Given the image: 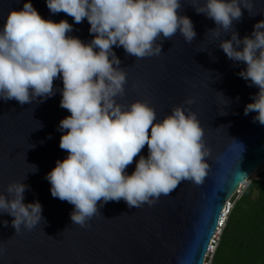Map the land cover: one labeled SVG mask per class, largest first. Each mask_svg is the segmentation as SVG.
Listing matches in <instances>:
<instances>
[{
    "label": "clouds",
    "instance_id": "obj_1",
    "mask_svg": "<svg viewBox=\"0 0 264 264\" xmlns=\"http://www.w3.org/2000/svg\"><path fill=\"white\" fill-rule=\"evenodd\" d=\"M191 5L217 25L206 33L215 38L221 31L231 33L219 47L230 60L246 64L238 75L259 91L244 115L255 112L253 122L264 125V20L243 39L233 30V21L243 17L241 8L252 13V0H194ZM46 6L52 14L71 16L76 24L87 19L93 39L84 43L67 35L73 31L67 20L43 18L31 0L20 10L11 9L0 29V99L21 106L43 102L55 94L54 80L62 79L60 106L70 115L59 122L58 131L63 133L59 147L68 155L56 161L45 179L54 198L74 206L71 225L88 226L94 216L103 215L100 208L108 202L124 200L130 210L151 206L181 181L202 183L210 150L189 107L174 106L157 122L148 102L137 100L125 107L116 100L125 95L127 73L119 67L113 46L142 59L159 56L163 40H171L177 32L189 44L196 38L191 19L178 13L181 0H46ZM194 102L188 98L185 105ZM41 127L39 122L37 129ZM145 145L147 157L139 155ZM138 155L135 170L127 174ZM31 168L32 173L38 170L35 165ZM28 187L13 181L7 185V196L0 194V212L14 217L15 234L22 225L31 230L42 220L47 223L39 201L23 202ZM227 217L219 227L225 226ZM3 223L7 227V221Z\"/></svg>",
    "mask_w": 264,
    "mask_h": 264
},
{
    "label": "water",
    "instance_id": "obj_2",
    "mask_svg": "<svg viewBox=\"0 0 264 264\" xmlns=\"http://www.w3.org/2000/svg\"><path fill=\"white\" fill-rule=\"evenodd\" d=\"M25 2L0 0V29L8 12L22 9ZM192 2L181 0L178 10L193 22L196 38L190 44L177 32L171 40H163L159 56L136 59L122 46H113V51L127 73L125 95L116 97L118 103L127 107L146 101L156 111L157 122L177 105L196 114L210 150L203 182L181 181L151 206L130 210L124 200L108 202L100 208L103 215L94 216L88 226L71 225L74 206L54 198L45 179L56 161L68 155L59 147L63 134L59 122L70 115L60 106L62 79L54 80L55 94L43 102L21 106L0 99V194L7 196V185L13 181L28 185L23 202L39 201L47 222L42 220L31 230L22 225L15 234L14 217L0 212V264H204L230 200L264 166V125L253 122L255 112L244 115L245 106L259 91L238 75L246 64L230 60L219 47L220 40L231 39V33L221 31L219 38L206 33L217 25L197 14ZM31 3L45 19L67 20L73 26L67 35L84 43L93 39L87 19L76 24L63 12L52 14L46 0ZM252 3L251 14L241 8L242 19L233 21L240 39L251 36L255 23L264 20V0ZM188 98L195 101L190 106L185 105ZM223 111L227 114L220 115ZM39 122L42 127L37 129ZM139 155L147 157L146 145ZM139 155L126 168L127 174L135 170ZM30 164L37 167L35 173Z\"/></svg>",
    "mask_w": 264,
    "mask_h": 264
},
{
    "label": "trees",
    "instance_id": "obj_3",
    "mask_svg": "<svg viewBox=\"0 0 264 264\" xmlns=\"http://www.w3.org/2000/svg\"><path fill=\"white\" fill-rule=\"evenodd\" d=\"M231 199L210 264H264V172ZM209 259V258H208Z\"/></svg>",
    "mask_w": 264,
    "mask_h": 264
},
{
    "label": "built area",
    "instance_id": "obj_4",
    "mask_svg": "<svg viewBox=\"0 0 264 264\" xmlns=\"http://www.w3.org/2000/svg\"><path fill=\"white\" fill-rule=\"evenodd\" d=\"M259 171H262V172H264V166L260 169V170H258L257 172H255L254 174H257ZM253 174V175H254ZM252 175V176H253ZM251 176V177H252ZM251 177L249 178V179H251ZM249 179H248V181L246 182V183H244L237 191H236V194L235 195H239V197L243 194V191L246 189V187L249 185ZM257 179L258 180H260L261 179V176H258L257 177ZM238 197V198H239ZM229 205V207H233V205L232 204H228ZM224 226H220L219 227V229H218V231H217V233L215 234V236L213 237V240H212V245H211V248L209 249V251H208V253H207V255H206V258H205V261H204V264H208L207 263V261H210V263H211V258H210V260H207V257L209 256V254H214V252H215V250H216V247H217V244H218V242L217 241H215V239H217L218 238V241H219V239H220V236H221V233H222V228H223Z\"/></svg>",
    "mask_w": 264,
    "mask_h": 264
},
{
    "label": "rangeland",
    "instance_id": "obj_5",
    "mask_svg": "<svg viewBox=\"0 0 264 264\" xmlns=\"http://www.w3.org/2000/svg\"><path fill=\"white\" fill-rule=\"evenodd\" d=\"M261 172H262V171H259L257 174H254V175L251 177V179H249V182H251V181L254 180V179H257L258 176H261V174H260ZM236 197L238 198L239 195L237 194ZM215 241L218 242V238L215 239ZM212 256H213L212 254H209V256L207 257V260H210V258H211ZM208 258H209V259H208ZM211 259H212V258H211ZM207 263L210 264V261H207Z\"/></svg>",
    "mask_w": 264,
    "mask_h": 264
},
{
    "label": "bare ground",
    "instance_id": "obj_6",
    "mask_svg": "<svg viewBox=\"0 0 264 264\" xmlns=\"http://www.w3.org/2000/svg\"><path fill=\"white\" fill-rule=\"evenodd\" d=\"M226 217H227V215L226 216L224 215L223 218H222V220H224Z\"/></svg>",
    "mask_w": 264,
    "mask_h": 264
},
{
    "label": "snow or ice",
    "instance_id": "obj_7",
    "mask_svg": "<svg viewBox=\"0 0 264 264\" xmlns=\"http://www.w3.org/2000/svg\"><path fill=\"white\" fill-rule=\"evenodd\" d=\"M220 223H221V224L223 223V220H222V219L220 220Z\"/></svg>",
    "mask_w": 264,
    "mask_h": 264
}]
</instances>
